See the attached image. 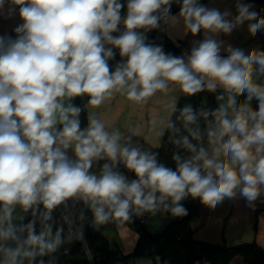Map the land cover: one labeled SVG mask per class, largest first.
<instances>
[{"label":"clouds","instance_id":"1","mask_svg":"<svg viewBox=\"0 0 264 264\" xmlns=\"http://www.w3.org/2000/svg\"><path fill=\"white\" fill-rule=\"evenodd\" d=\"M11 2L19 6L24 23L15 29L23 35L7 47L0 38V204L4 208L0 237L16 239L10 223L7 229L2 226L11 219L13 205L20 204L28 210L42 203L48 210L44 218L49 219L52 209L78 194L91 200L97 223L108 219L105 206L114 217L123 220L129 218L130 205H135L137 211L155 210L157 192L161 194L159 202L172 199L176 206L171 211L177 216L186 214L179 202L187 195L214 206L224 197H232L234 189L242 183L241 194L249 202L258 197V185H264V156L256 160L249 149L257 145V154L264 150V89L252 84L251 66L258 63L264 68V53L245 55L242 50L229 47L231 54L224 59L219 55L220 44L205 39L191 50L185 64L183 58L166 55L160 47L145 44L143 35L136 29L156 27L158 16L154 13L161 5H168L169 0H128L123 21L126 31L116 38L111 33L117 31L123 7L118 0ZM4 3L5 0H0V9ZM251 7L238 4L239 14L233 23L225 19L227 13L208 9L197 4V0H183L181 15L192 34L201 29L229 33L235 24L256 19L257 13L250 11ZM262 29L264 19L249 25L252 33ZM102 40L119 48L120 55L127 57L126 63L117 66L111 74L107 60L114 54L111 48L105 49ZM196 73L201 74L200 78ZM204 77L219 81L227 90L238 94L247 91L249 100L255 96L260 101L258 112H251L248 118L238 113L229 120L225 118V110H219V136L236 133L242 138L232 134L221 148L215 149L217 156L221 151L230 154V164L209 159L200 150L195 159L203 160V167L211 169L206 175L201 174L199 165L190 161L180 163L177 171L158 165L155 154L121 146L119 133L110 135L95 118H90L89 127L81 131L76 118L80 109L72 105L65 107L62 102L65 97L88 94L90 105L97 107L113 90L124 89L128 99L142 102L157 90L165 89L167 81L178 82L183 92L193 95L203 89ZM207 87L214 89L215 84L209 83ZM229 104H235L234 98L229 99ZM182 117L187 123L196 120L190 107L183 109ZM249 119L255 121L251 128ZM58 122L63 128L57 133L54 126ZM193 136L199 138L195 133ZM73 141L76 162L70 161L59 147H53L59 142L68 148ZM183 143L195 150L187 137ZM104 156L112 161L119 157L138 179L129 183L107 164L101 176L89 174L93 160ZM26 228V243L38 247L41 255L46 250L54 251L61 243L59 231L55 238L49 239L50 225L39 235L32 224ZM22 249L23 245L15 250L6 249L11 260L5 264H16V258L21 255L37 254L35 250Z\"/></svg>","mask_w":264,"mask_h":264},{"label":"crops","instance_id":"2","mask_svg":"<svg viewBox=\"0 0 264 264\" xmlns=\"http://www.w3.org/2000/svg\"><path fill=\"white\" fill-rule=\"evenodd\" d=\"M182 1L183 0H177L176 3L169 1V4L166 5L165 8L161 5L160 12L162 11L165 13V9H168L171 6L177 7L182 3ZM126 3H128V0H126ZM241 3L252 5L249 10L255 11L256 13L261 12L264 8L263 3L256 0H197V4L208 9H216L222 14L227 13L228 15L225 19L233 23H235V17L239 14L237 6ZM11 9H15V11H10ZM126 16L127 7L121 15V21L118 24L117 31L111 33L114 38L119 37L124 31H126L123 23ZM262 19H264V15ZM20 21H22V19L19 16V6L11 8L5 1L3 8L0 9V38H2L4 42H7V45L9 42L14 41L11 34L13 33L16 24ZM252 23H255L254 20H245L242 24H235L232 31L229 33H225L223 31L213 32L201 29L199 33L192 34L186 27L180 8L170 16L163 18L156 27L140 28L136 29V31L138 34H142L143 37L151 36L154 33L156 36V45L157 47H160L162 51L165 44V38L169 37L178 47V51L173 55V57L183 58L185 64H187L188 58L191 55V50L194 47H198L199 43L203 42L205 39H213L220 44L219 54H231L228 51L229 47L232 49H240L245 55L257 53L259 50L264 52V29L252 33L249 30V25ZM7 45L5 44L6 47ZM109 48L112 49L114 54L107 60L109 72L111 74L116 70L117 66L126 63L127 57H122L120 55L119 48L110 43L106 45L105 49L107 50ZM253 65H257L260 72L264 75V68L256 63H253ZM203 80L208 84L214 83L218 88L230 92L219 81H213L210 77H204ZM252 84L258 88L264 89V85L256 84L254 82H252ZM244 93L249 94L247 91ZM185 94L186 93L183 92L181 85L178 82L172 81H167L165 89L157 90L151 97L142 102L128 99L127 89L120 91L113 90L112 95L106 98L102 104L97 107L91 106L89 103L90 100L86 103L88 127L90 118H95L104 124L105 130L110 135L113 133H119V144L121 146H127L130 148L135 147L141 152H146L150 155L155 154L162 142L163 135L176 104L179 98ZM231 97L234 98V105L236 106L237 97L233 95H231ZM72 99L73 97L63 98L62 102L64 106L68 107L70 105L68 100ZM259 103L260 101L258 100V105ZM234 105L231 112L226 113L227 111H225V118L229 120L235 118L236 108L234 109ZM244 116L245 118H248L249 114ZM57 124L60 123L58 122ZM253 125L254 124H251V119H249V128ZM85 130L86 129L82 131ZM59 131H57V133ZM232 134L236 133H229L223 137H217L208 141L202 148L191 154L185 161H190L194 165H199L201 168V174L206 175L208 171H211V169H205L203 167V160L195 159L200 154V150L203 149L207 154V158L216 159L218 162L230 164L231 155H224L223 151H221L217 156L215 149L221 148L222 144L226 142ZM236 135L238 138H242L239 137V134ZM75 143L76 142L73 141L68 148H64L63 145L58 142L53 147H59L70 161L76 162L78 158L75 154ZM257 147V145H253L249 149L256 160H258L261 156H264V150L257 154ZM120 160L121 159L118 157L117 161H112L107 156H104L102 159H94L92 166L88 170L89 174H94L97 177L101 176L103 173V167L107 164L113 172L123 175L126 181L130 183L131 179L128 168L116 166ZM253 163H255V160ZM238 168L239 165L237 164L235 166L237 172ZM243 186L244 185L241 183L236 189H234V195L232 197H224L214 206L204 204L201 198L197 197L199 213L198 216H196L190 223L193 237L196 240L220 243L229 246L256 241L264 249V185H258L259 195L251 202H249L247 198L241 194ZM147 191L148 189H145L146 193ZM155 195L158 202L161 194L157 192ZM76 197H78L83 203L82 208H73V214L76 221L81 225L86 223H95L98 229L109 240L111 248H119L124 255L130 254L138 240V232H135L128 227L129 225L125 220L114 217L110 213L107 206H105V212L109 213L108 219L103 223H97L91 206V200H86L79 194L72 198L74 199ZM167 199L171 200V204H173L170 197ZM161 203L162 202H158L157 206H160ZM180 203L181 201L179 204ZM164 205L165 204H163V206ZM173 207H170L169 209H172ZM135 208V205H130L129 218H132L133 210ZM12 209L11 219L5 220L2 226L7 229L10 223L14 230H17L21 226L23 206L18 204L12 206ZM3 216L4 210L0 212V217ZM49 216V219L42 220L41 232L45 230L47 225H50L51 237H49V239L55 238L57 231H59L61 243L54 251L46 250L43 255L39 254V249L36 246H24L22 250H35L37 254L34 257L21 255L19 256V260L17 259L18 257L16 258V263L29 264V262L35 261L34 264H39L40 260L43 259L44 264H67L71 261L79 259L81 255L84 254L83 251L82 253L73 249V243L76 238L69 237L60 213L57 211ZM255 223L256 228L254 227ZM66 248H70L71 250L69 255H65L62 252ZM75 253H78L79 256L73 255ZM145 257L129 259L128 264L153 263L150 257ZM7 260L9 261L11 258H3L0 264H5L4 261ZM119 264L122 263L119 262ZM228 264L250 263L246 262L240 256H235Z\"/></svg>","mask_w":264,"mask_h":264},{"label":"trees","instance_id":"3","mask_svg":"<svg viewBox=\"0 0 264 264\" xmlns=\"http://www.w3.org/2000/svg\"><path fill=\"white\" fill-rule=\"evenodd\" d=\"M7 1L14 5L11 0ZM256 1L263 3L264 7V0ZM118 3L123 5L120 10V15H122L127 7L126 0H118ZM182 5L183 1L177 7H169L168 11L165 13L159 11L157 14H154L158 16V23L163 18L173 14L177 9H180ZM263 11L264 8L261 12L257 13V17L254 20L255 23L263 18ZM23 23V20L17 23L15 29ZM15 29L11 34L14 41H16L20 35H23V33H17ZM144 42L145 44L157 47L156 36L154 33L151 36L144 37ZM102 43L106 48L108 42L102 40ZM177 51L178 47L169 37H166L163 52L166 55L173 56ZM261 53L264 52L259 50L256 54ZM219 55L224 59L230 56V54L227 53H221ZM195 75L197 78H200L201 76L199 73H196ZM251 81L256 84L264 85V75L260 72L257 65L251 66ZM203 85L201 91L193 95L186 93L179 98L163 135L162 142L155 152L158 165H163L171 168L173 171H177L178 165L183 163L191 154L202 148L208 141L220 137V123L217 118V113L221 108L225 110V108L219 103V98L226 93V90L220 89L217 86L210 90L207 87L208 83L204 80ZM248 96L249 94L246 93L239 94L237 99L238 106L247 109L248 114L251 112H258V99L255 96H252L249 100ZM90 99L91 97L88 94H82L73 97L72 100H68L70 105L80 109L76 118L80 122L81 131L88 128L86 103ZM215 99L217 100V103H215ZM185 107H190L193 110V113L196 116L194 122L187 123L183 119L182 111ZM235 114H237V111H235ZM254 123L255 121L251 120V124ZM54 127L57 132L62 130L63 125L60 123L56 124ZM211 132H215L217 135L210 136L209 133ZM193 133L199 138H195ZM184 137H187L189 143L194 146V151L184 145ZM116 166L126 167L123 160H120ZM128 172L131 182L138 179L132 170L128 169ZM185 199L186 202L183 207L187 210L186 214L179 216L175 215L162 231L152 232L148 230L145 224L135 219L130 226L138 232V240L130 254L124 255L119 248H111L109 240L98 229L95 223H86L82 225L84 239L88 248L94 254V264H114L115 262L128 264L129 259L145 256L150 257L154 264H228L235 256L242 257L250 264H264V249L256 241L229 246L220 243L196 240L193 237L190 223L199 213L198 198L187 195L185 196ZM76 200H79V198L76 197L73 199V201ZM3 210V205L0 204V212ZM57 211L58 208L55 207L51 210L50 214ZM166 211L172 212L171 209H166ZM45 213H48V210L44 208L42 203L35 204L28 210L23 208L21 226L15 230L16 239L0 237V262L3 258L10 259L6 249L15 250L20 245H23V247L28 245L26 243L28 238L27 225H33L35 234L39 235L41 233L42 220L45 219ZM254 227L256 228V223ZM22 228L24 229L23 231H21ZM73 249L78 252H84L80 239L76 238L73 243ZM67 264L91 263L84 253L79 259Z\"/></svg>","mask_w":264,"mask_h":264},{"label":"built area","instance_id":"4","mask_svg":"<svg viewBox=\"0 0 264 264\" xmlns=\"http://www.w3.org/2000/svg\"><path fill=\"white\" fill-rule=\"evenodd\" d=\"M231 94L233 96H236L238 99V94L234 90L231 91ZM236 108H237V110H236L237 114L239 113L243 116L248 114L247 111H242V109H245V108L239 107L237 101H236ZM82 206H83L82 201H80V200L73 201V198L70 197L56 207L58 208V211L61 215V219H62V221H63V223L67 229L69 237H74V238L80 239L84 253H85L87 259L89 260V262L91 264H94V254L90 251V249L88 248L87 243L84 239V236L82 233V225L76 221L74 214H73V208H79L80 209V208H82ZM160 206H163V204L161 203ZM133 215H134L135 219H137L139 222L146 224L147 221L149 220L150 215H151V211L143 210V209L137 211L135 208L133 210ZM62 252L65 255H69L71 250H70V248H66ZM39 264H44V260L43 259L40 260Z\"/></svg>","mask_w":264,"mask_h":264},{"label":"rangeland","instance_id":"5","mask_svg":"<svg viewBox=\"0 0 264 264\" xmlns=\"http://www.w3.org/2000/svg\"><path fill=\"white\" fill-rule=\"evenodd\" d=\"M5 1L7 2V4L11 8H15V6L12 5V4H10L7 0H5ZM169 1L176 3L177 0H169ZM162 6H163V8L166 7V5H162ZM5 44L7 45V42H5ZM231 95H232L231 94V91L230 92L226 91V93L224 95L220 96V98H219L220 104L222 106H224L225 107V111H227L226 113L231 112V109L233 110L232 107H233L234 104L229 105V99L232 98ZM235 108H236V106L234 105V109ZM185 202H186V199L184 198V199L181 200L180 205L184 206L185 205ZM162 203L165 204V205H167V207H165V205L163 207H161V206L158 205L155 210L151 211V215L149 217V220L146 223V226L148 227V230H150L152 232L162 231L164 229V227L171 221V219H173L175 217V215H173V213L167 212L166 209H169L170 207H173V206L175 207L176 205L175 204H171V200H168L167 198ZM168 216H169V220H168ZM125 221L129 225L128 227H130L132 230H134L130 226V224L135 221L134 215L132 216V218H129V219L125 220ZM134 231L136 232V230H134ZM73 255H76L77 256L78 253L77 254L75 253ZM145 258H149V257H145ZM17 259L19 260L20 257L18 256ZM34 262L35 261H31V262H29V264H34ZM16 264H18V262ZM114 264H119V262H115ZM151 264H153V263H151Z\"/></svg>","mask_w":264,"mask_h":264},{"label":"water","instance_id":"6","mask_svg":"<svg viewBox=\"0 0 264 264\" xmlns=\"http://www.w3.org/2000/svg\"><path fill=\"white\" fill-rule=\"evenodd\" d=\"M160 9H161V8H160ZM160 9L157 10V12H155L154 14H157V13L160 11ZM214 101H215V103H217V100H216V99H215Z\"/></svg>","mask_w":264,"mask_h":264}]
</instances>
